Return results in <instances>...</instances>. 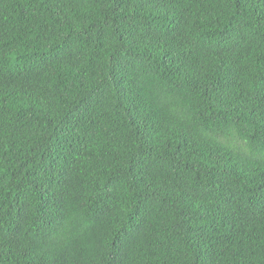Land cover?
Segmentation results:
<instances>
[{"label": "trees", "instance_id": "obj_1", "mask_svg": "<svg viewBox=\"0 0 264 264\" xmlns=\"http://www.w3.org/2000/svg\"><path fill=\"white\" fill-rule=\"evenodd\" d=\"M0 264H264V0H0Z\"/></svg>", "mask_w": 264, "mask_h": 264}]
</instances>
